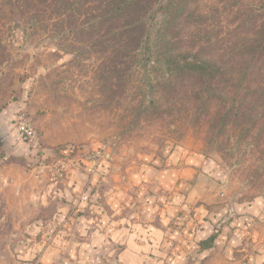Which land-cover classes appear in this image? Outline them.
Listing matches in <instances>:
<instances>
[{
	"label": "rangeland",
	"instance_id": "1",
	"mask_svg": "<svg viewBox=\"0 0 264 264\" xmlns=\"http://www.w3.org/2000/svg\"><path fill=\"white\" fill-rule=\"evenodd\" d=\"M23 6L0 0V264H122L119 236L110 231L102 232L112 247L102 245L95 257L80 258L75 247L104 221L114 219L113 231L132 227L146 206L143 195H164L156 182L161 171L189 161L198 171L193 188L188 183L180 193L213 197L209 232L199 231L197 205L178 202L172 225L192 232L181 241L185 259L162 245L156 251L163 256L150 252L158 261L134 264H256L245 237L223 245L220 235L234 227L223 205L264 198V85L223 75L215 91L203 86L201 101L198 82L185 77L154 72L152 84L141 86L145 72L118 63L125 57L108 34L82 31L84 21L67 26L76 33L54 21L35 26ZM192 9L188 40L214 43L203 52L216 57L239 24L264 21V0H199ZM20 116L34 139L19 132ZM111 195L128 203L119 208ZM213 233V246L200 249Z\"/></svg>",
	"mask_w": 264,
	"mask_h": 264
},
{
	"label": "trees",
	"instance_id": "2",
	"mask_svg": "<svg viewBox=\"0 0 264 264\" xmlns=\"http://www.w3.org/2000/svg\"><path fill=\"white\" fill-rule=\"evenodd\" d=\"M21 1L35 26H48L54 21L61 31L67 28L76 33L78 29L67 26L84 21L88 27H81L82 31L88 29L90 33L100 34L98 38L102 32L108 34L112 41L120 43L118 50L125 57V61L118 63L136 64L145 72L139 80L143 82L141 86L145 82L152 84L154 72L172 79H192L200 86L195 90L201 101L205 95L203 86L208 88V93L215 91V81L223 75L229 82L264 85V21L261 19H255L249 29L239 24L238 33L224 36L222 53L216 57L213 52H203L214 43L192 44L188 40L189 25L185 21L192 16V5L199 0ZM117 60H112L115 67ZM215 237L213 233L203 240L200 249L211 248Z\"/></svg>",
	"mask_w": 264,
	"mask_h": 264
},
{
	"label": "crops",
	"instance_id": "3",
	"mask_svg": "<svg viewBox=\"0 0 264 264\" xmlns=\"http://www.w3.org/2000/svg\"><path fill=\"white\" fill-rule=\"evenodd\" d=\"M194 164L196 163L189 161L188 164L170 166V169L161 171L159 174L160 177L156 182L158 188L161 189L164 195H143V198L139 201L145 199L146 206L145 204L141 206V213H138L140 214L139 217L141 216V220H137L138 222L135 221L132 227H128V224L124 226L119 225L118 229L113 231L112 224L114 219H112L110 223L104 221V225L99 226L98 229H96L98 225L90 227L93 232L92 237L90 239L84 238L79 241L78 245L75 247L79 250L80 258L84 256L90 258L93 256L95 257L98 249L104 244L108 246V248H111V237L103 235L102 232L110 231L112 236H119L118 241L122 245L120 246L119 258L122 264L126 263V261L134 264L136 261L139 262L141 257H149L154 263V261H158L159 258L157 259L156 256H151L150 252H153L154 254V251L162 245L163 248L160 249H164L166 246H171L169 247V251H173V245L180 249L181 255L175 251V254L170 255V257L175 256L176 259L178 258L180 260L182 257L184 260L186 255L184 254L181 241L186 236L185 232L190 236L192 235V232L191 226L188 224V227H184L185 229L183 230H181V226L176 229V227L174 228L172 225L173 218H177L179 214L177 211L178 207H176L178 202L184 201L188 205H197L196 217L201 219L198 221H200L204 228V230L201 229L199 231H202L203 233L205 232V234H207L206 232L209 230V227L212 224L211 221L214 218L210 216V208L207 205L211 204L210 200L213 197H210V195H193V190H190L188 195H181L180 193V190L182 189L186 192L185 186L188 183L190 189L193 188V182L196 177L195 173L198 171V167ZM175 189H178V191L167 195V193L175 191ZM111 196L113 199L114 197H116V199L119 197V199H117L118 201H121L118 202L119 205H117L119 208L121 206L124 207V203H128V200L122 199L118 195ZM227 201L228 200H226V202ZM234 205L235 209L233 208ZM231 206L228 207L227 205H223L222 208L226 212H230V214L234 215V219L231 222V225L234 227L231 229V232H229L230 228L223 230V234L220 235V239L221 237L223 239L220 240V242L223 245L226 242L235 245L236 242H240V240L245 237V239L248 240L245 243L252 244L251 251L248 254L253 262L256 264H264V198H256L245 203L237 201V203H234ZM238 210L244 212L242 216H239L240 212H237L238 214L235 212ZM224 212L216 213L215 216H224ZM135 213L137 214V212ZM109 220L110 219H108V221ZM246 221L247 226L245 225ZM75 230L83 231L84 228L82 225H77ZM158 252L163 256L160 250L155 253ZM223 258L225 259L224 256Z\"/></svg>",
	"mask_w": 264,
	"mask_h": 264
},
{
	"label": "built area",
	"instance_id": "4",
	"mask_svg": "<svg viewBox=\"0 0 264 264\" xmlns=\"http://www.w3.org/2000/svg\"><path fill=\"white\" fill-rule=\"evenodd\" d=\"M18 130L28 140H32L36 137V132L31 127L29 121L23 116L19 117Z\"/></svg>",
	"mask_w": 264,
	"mask_h": 264
},
{
	"label": "water",
	"instance_id": "5",
	"mask_svg": "<svg viewBox=\"0 0 264 264\" xmlns=\"http://www.w3.org/2000/svg\"><path fill=\"white\" fill-rule=\"evenodd\" d=\"M5 142V137L3 135H0V145Z\"/></svg>",
	"mask_w": 264,
	"mask_h": 264
}]
</instances>
